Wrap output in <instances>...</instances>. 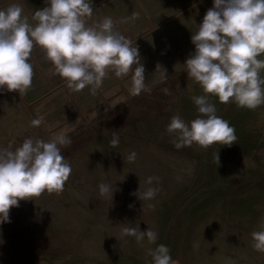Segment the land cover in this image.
<instances>
[{
  "label": "rangeland",
  "instance_id": "obj_1",
  "mask_svg": "<svg viewBox=\"0 0 264 264\" xmlns=\"http://www.w3.org/2000/svg\"><path fill=\"white\" fill-rule=\"evenodd\" d=\"M201 94L183 71L71 137L61 147L72 167L63 191L19 200L0 224V264H148L146 249L155 244L166 245L177 264H264L251 236L264 223V104L248 109L209 95L236 141L176 149L166 125L173 115L194 119L190 97ZM8 99L0 105V147L53 136L29 126L31 110ZM149 175L159 177V192L140 201L135 193ZM102 182L114 187L112 200L99 194ZM137 225L157 232L155 244L121 237V227Z\"/></svg>",
  "mask_w": 264,
  "mask_h": 264
},
{
  "label": "clouds",
  "instance_id": "obj_2",
  "mask_svg": "<svg viewBox=\"0 0 264 264\" xmlns=\"http://www.w3.org/2000/svg\"><path fill=\"white\" fill-rule=\"evenodd\" d=\"M92 2L44 0L45 6L32 11L31 18L24 14L19 0L0 7V89L24 93L31 88L34 73L30 57L34 46H39L54 73L73 90L88 87L95 94L112 71L117 77L131 73L132 95L149 93L139 50L115 29L112 17L86 23L94 15ZM212 4L190 37L194 51L183 64L203 92L190 97L198 115L187 122L173 115L166 125L176 149L193 144L231 146L236 141L234 126L216 114L209 95L248 109L264 104V0H212ZM157 68L161 69L160 80H167L166 70ZM42 122V117L34 118L29 126L38 127ZM70 143L71 137L61 129L48 140L29 136L14 149L11 144L0 147V224L9 222V209L18 206L19 200L63 191L72 167L61 147ZM110 143H119L116 132ZM136 157L131 151L127 159ZM97 188L101 196L112 200V185L102 182ZM141 188L139 182L135 195L140 201L154 199L159 177L147 176ZM120 235L137 244L153 245L157 240L156 231L148 227L141 231L138 225L121 227ZM251 236L252 247L264 252V223ZM146 255L148 264H177L164 244L148 247Z\"/></svg>",
  "mask_w": 264,
  "mask_h": 264
},
{
  "label": "crops",
  "instance_id": "obj_3",
  "mask_svg": "<svg viewBox=\"0 0 264 264\" xmlns=\"http://www.w3.org/2000/svg\"><path fill=\"white\" fill-rule=\"evenodd\" d=\"M11 2L0 0V7ZM19 2L29 18L32 11L45 6L44 0ZM212 6V0H93L94 15L86 23L112 17L115 29L138 48L145 83L152 92L186 71L183 64L194 51L190 37ZM30 61L34 73L31 88L24 93L0 89V105L6 96L8 101L14 100L15 106L25 104L35 118H43V134L52 135L63 129L70 137L76 136L146 94L130 93L131 73L117 77L112 71L95 94L88 87L73 90L54 73L39 46H34ZM157 65L166 70L167 80H160L161 69Z\"/></svg>",
  "mask_w": 264,
  "mask_h": 264
}]
</instances>
